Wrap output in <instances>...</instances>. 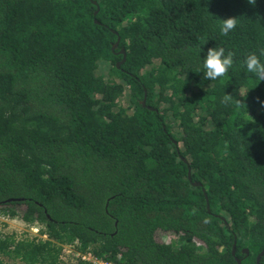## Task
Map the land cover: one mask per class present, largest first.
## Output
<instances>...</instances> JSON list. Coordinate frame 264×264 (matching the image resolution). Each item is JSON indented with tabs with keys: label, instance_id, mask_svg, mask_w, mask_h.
Masks as SVG:
<instances>
[{
	"label": "trees",
	"instance_id": "1",
	"mask_svg": "<svg viewBox=\"0 0 264 264\" xmlns=\"http://www.w3.org/2000/svg\"><path fill=\"white\" fill-rule=\"evenodd\" d=\"M212 47L234 53L214 81ZM261 49L264 0H0V215L42 235L0 231V264H68L67 246L113 264H256L264 81L243 62Z\"/></svg>",
	"mask_w": 264,
	"mask_h": 264
},
{
	"label": "clouds",
	"instance_id": "2",
	"mask_svg": "<svg viewBox=\"0 0 264 264\" xmlns=\"http://www.w3.org/2000/svg\"><path fill=\"white\" fill-rule=\"evenodd\" d=\"M249 4L255 5L256 0H248ZM237 27V19L235 17H229L222 19L219 25V31L222 35L227 36L230 32ZM264 57V49H261L259 55L256 52H250L244 59V66L246 71L253 74L258 81H264V61L261 60ZM234 64V53L229 51L225 55V49L223 47H212L207 50V55L204 57L202 70L206 80L214 81L221 77L227 76L229 70ZM232 101L231 94H226L222 97L221 103L228 105ZM239 104V101H237Z\"/></svg>",
	"mask_w": 264,
	"mask_h": 264
},
{
	"label": "rangeland",
	"instance_id": "3",
	"mask_svg": "<svg viewBox=\"0 0 264 264\" xmlns=\"http://www.w3.org/2000/svg\"><path fill=\"white\" fill-rule=\"evenodd\" d=\"M100 72H104L105 74L108 72V70L102 66ZM129 97L128 94H126L123 98ZM122 103L124 105H127L126 99H122ZM24 206H21L20 209H23ZM40 228V225L38 223H28L24 221L21 217H15V218H8L6 216L0 215V231L5 233V234H11L15 232L18 236V238H25V237H34V236H39L36 234V229ZM39 233V232H38ZM159 236L166 240L170 237L169 233L164 235V234H159ZM78 251L75 249V247L72 246H67L66 250L63 252L62 259L67 262L68 264H76L80 257H78ZM8 260L6 257H2ZM82 260V259H81Z\"/></svg>",
	"mask_w": 264,
	"mask_h": 264
},
{
	"label": "built area",
	"instance_id": "4",
	"mask_svg": "<svg viewBox=\"0 0 264 264\" xmlns=\"http://www.w3.org/2000/svg\"><path fill=\"white\" fill-rule=\"evenodd\" d=\"M37 234L39 235L38 237L42 236V235H40V228L39 227H38V229H36L35 235H37ZM43 237H46V235H43ZM78 255H79L78 257H80L82 260L87 261L91 264H113V263L108 262V261L99 260L98 258L94 257L92 255V253H90V252H87V253L78 252Z\"/></svg>",
	"mask_w": 264,
	"mask_h": 264
},
{
	"label": "water",
	"instance_id": "5",
	"mask_svg": "<svg viewBox=\"0 0 264 264\" xmlns=\"http://www.w3.org/2000/svg\"><path fill=\"white\" fill-rule=\"evenodd\" d=\"M119 43H120V37L118 38L117 42L113 45V49L115 50L118 46H119ZM121 52L124 53V58L122 61L118 62L117 63V66L119 67L122 62L125 61L126 59V56H125V50L122 49ZM146 97H147V93H145V99L142 101L143 102V105H146ZM189 177H190V173H189ZM235 250H236V244L233 246V254H235ZM264 255V250L258 255L257 257V262L256 264H260V260H261V257ZM238 264H242V260L241 259H238L237 260Z\"/></svg>",
	"mask_w": 264,
	"mask_h": 264
}]
</instances>
